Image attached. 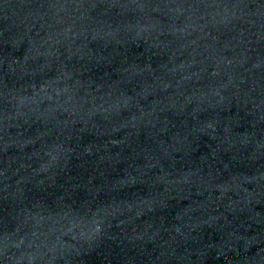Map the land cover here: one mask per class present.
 Returning <instances> with one entry per match:
<instances>
[{
  "label": "water",
  "instance_id": "water-1",
  "mask_svg": "<svg viewBox=\"0 0 264 264\" xmlns=\"http://www.w3.org/2000/svg\"><path fill=\"white\" fill-rule=\"evenodd\" d=\"M0 264H264V0H0Z\"/></svg>",
  "mask_w": 264,
  "mask_h": 264
}]
</instances>
